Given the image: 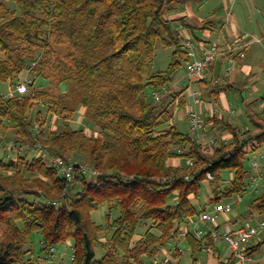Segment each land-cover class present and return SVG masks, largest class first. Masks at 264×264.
Segmentation results:
<instances>
[{
	"label": "trees",
	"instance_id": "obj_1",
	"mask_svg": "<svg viewBox=\"0 0 264 264\" xmlns=\"http://www.w3.org/2000/svg\"><path fill=\"white\" fill-rule=\"evenodd\" d=\"M174 4L175 0H0V84L11 81L15 87L28 73L33 76L28 88L35 87L14 96L0 93V132L11 131L13 137H0L7 158H0V264H34L31 236L36 232L48 259L56 255L58 244L72 240L73 264H155V259L166 257L168 264H184L185 250L178 243L179 259L169 257L165 249L176 238L186 242L193 255L205 245L211 251L222 250L223 242H216L211 232L197 235L198 229L208 230L200 215L228 204L221 202L224 198L239 195L238 203L242 201L252 183L247 178L253 175L244 162L248 153L264 147V131L242 139L241 129L220 111L210 119L231 137L217 131L207 141L205 132L198 139L175 125L173 107L184 90L171 92L170 82L192 56L176 28V21L183 19L168 17ZM53 44L68 45L67 59H58L56 65L61 96L42 89L44 80L51 83L53 77L46 73ZM159 45L173 48L171 62L165 70L152 72ZM39 78L43 81L38 83ZM214 82L216 96L224 84L220 78ZM42 104L48 113L63 115L61 129L46 128L43 112L35 113ZM183 104L182 99L179 105ZM79 112L93 134L86 125H74ZM254 122L257 127L258 118ZM12 141L15 150L9 149ZM55 157L75 165L72 181ZM177 159L182 163H174ZM226 170L233 172L228 183L223 178ZM208 181L213 193L198 209L195 201ZM104 204L109 209L107 223L99 224L92 212ZM114 210L119 211L115 218ZM255 210L264 213V191L249 203L248 213ZM232 211L233 204L210 227L228 231L223 226L238 221L230 216ZM222 214L224 221L219 223ZM140 226L145 228L142 232ZM263 243L251 242L245 253L254 255ZM98 244L104 250L100 258ZM208 255L217 264L235 263L220 261L213 252ZM206 259L194 256L193 264H207Z\"/></svg>",
	"mask_w": 264,
	"mask_h": 264
},
{
	"label": "rangeland",
	"instance_id": "obj_2",
	"mask_svg": "<svg viewBox=\"0 0 264 264\" xmlns=\"http://www.w3.org/2000/svg\"><path fill=\"white\" fill-rule=\"evenodd\" d=\"M205 2V6L199 10V13L204 16H210L211 12V19L215 20L216 26L213 28L215 32V37L220 35H225L224 30L222 27H225V31H227V35L229 39H236V33L233 32V27L231 25L229 14L231 12H235L239 19V32L241 33V37H243L244 43H251L248 50L242 53V59L237 60L236 63L230 62L228 59H222L219 56L216 64V71H208L207 75L209 79L220 78L221 83L227 84L228 80L231 76L236 78V84H233V87L226 89V93L228 99L231 102V109L236 111L234 115H227L226 120H228L234 127H239L241 129V136L246 137L248 135H252L253 137L264 131V0H237V6L235 9L228 11L222 5V0H203ZM230 4L232 7V1L230 0ZM198 12V9H196ZM3 13L0 12V24L3 22ZM54 51L50 55L51 56V64L47 66L46 73L47 75H52L51 83L49 81L44 80V85L42 89L50 90L57 95H62V90L59 88V79L57 78L58 75L60 76L59 70L56 69V65L59 63L58 59H67L66 54L68 53V45H59L53 44ZM173 48L172 47H165L163 45H159L157 48L156 57L151 67V71H158V70H165L170 62H171V54ZM247 64L250 65L253 69V74L249 77L246 76L244 73L240 72V64ZM233 67L230 72H227L228 67ZM33 76L28 73H24L20 76V81L26 82L28 79H31ZM43 79L39 78L37 82H42ZM170 91L174 92L173 86H178L182 88L185 92L184 96V104L178 105L174 109V118L173 122L177 127L184 131H190V122L187 119V111L189 104L191 103V99L189 96V91L192 89L200 91L199 84L196 82H191L188 73H187V63L185 61L182 62L180 68L174 74L172 81L170 82ZM11 88H15L11 81L4 82L0 84V93L3 95H8L11 91ZM35 87L28 88V92H32ZM66 89V84L62 86V89ZM148 93L151 92L149 87L147 88ZM169 91V90H168ZM176 91V90H175ZM201 92V91H200ZM178 97V96H177ZM205 98V96L203 97ZM72 99V98H71ZM181 100V98H180ZM72 101V100H71ZM73 106L77 107L79 103L77 102V97H73ZM214 103V102H213ZM218 108V104L214 103ZM46 105V104H44ZM43 104L38 106L35 113L38 111L43 112V117H46V128H55L61 129V121H63V115L60 113L52 112L48 113L47 108ZM177 105V104H176ZM81 109V108H80ZM230 114V113H229ZM74 125L78 128H81L86 125V122L83 117V113H77ZM229 116V118H228ZM254 118H258V125L257 127ZM45 120L42 118L41 122ZM86 127V131L89 134H93V130L89 127ZM252 130L248 133L244 134L246 130ZM220 133L224 132V128H220ZM203 133V132H201ZM214 135L216 133L213 132ZM6 135L9 139L13 140L11 136V131L7 132ZM4 135V136H6ZM206 140L209 141L213 138V134H208ZM6 146V144H5ZM9 146V145H8ZM209 149V152L214 151L212 147L206 145ZM252 146H249V149ZM27 151V150H25ZM24 152V151H23ZM264 152V147L259 151H251L248 153L247 159L244 162V166L247 170L252 172V178H247V181L251 183L247 192L243 195L242 201L238 203V196L235 195L232 198H224L221 202L222 203H232L233 204V211L231 213V217H237L238 221L233 222L234 226H240L243 223L247 222H260L264 221V213L259 214L257 210L254 212L248 213L249 211V203L252 199L260 196L264 191V158L261 156V153ZM10 153V152H9ZM0 158H6L5 156V149L0 147ZM50 159V158H48ZM7 160V158H6ZM51 160V159H50ZM260 163V167L253 166L255 161ZM84 162H88L87 159H84ZM233 172L230 170H226L223 172V178L227 180V183L231 179ZM256 178V179H255ZM213 186L210 182L205 183V187L202 190V196L199 200L195 201L198 209H201L202 206L205 205V202H209L208 196H211L213 193L212 188ZM214 206L211 207V209ZM109 212V209L106 204L101 206L99 209L94 210L92 212V218L99 224L107 223V216L106 214ZM119 211H113V218L117 217ZM224 215L222 214L221 218L218 220L224 221ZM145 228L143 226L139 227V232H142ZM31 240L33 241V252L31 257L34 261V264H73V241H65L58 244L55 252V256L48 259V255L45 251L42 250L41 246V234L34 233L31 236ZM264 241V229L258 235V237L252 242V244H258L259 242ZM180 246L185 253L181 256V260L184 264H193V257L199 258V260H204L205 258L211 257L210 255L207 256V253L203 251L196 252V254H192L190 247L187 245L186 242L180 241L176 239H170L167 244L166 248L169 257L173 259H179L175 254V246ZM98 258H100L104 254V250L101 245L96 246ZM163 256V255H162ZM161 258V256L159 257ZM213 258V257H211ZM255 258L257 260L264 259V243L262 244L261 248L258 252L255 253ZM21 264V263H19Z\"/></svg>",
	"mask_w": 264,
	"mask_h": 264
},
{
	"label": "built area",
	"instance_id": "obj_3",
	"mask_svg": "<svg viewBox=\"0 0 264 264\" xmlns=\"http://www.w3.org/2000/svg\"><path fill=\"white\" fill-rule=\"evenodd\" d=\"M185 44L187 45L190 55L192 59L187 63V73L191 82L197 81L201 78L205 77V72L210 69V67L215 64L222 54V47L219 43H211L207 45L205 42H196L192 38H184ZM199 52L203 55L199 56ZM230 62H234L233 57H230ZM231 67L227 68L229 72ZM28 81L19 83L15 86V88H11L8 96H14L16 94L25 93L28 91ZM189 96L191 99V103L189 104L188 110V121L190 122V133L192 136L197 137L198 139L202 138L203 133L206 129L205 120H204V110L207 109L209 111L210 116L215 115L219 112L217 108L212 106L209 102L205 101L201 97V92L198 90H194L191 88L189 91ZM154 98L159 99L160 93L155 92ZM180 99L176 101L177 106L179 105ZM229 112L234 115L236 114L235 110L229 109ZM0 137L3 138L4 135L0 132ZM9 149L15 150V143L12 141L9 143ZM264 158V155L261 154ZM55 161L63 166V174L69 181H72L75 178V165L69 164L66 165V161L61 157H55ZM188 163L191 164V161L188 160ZM260 163L256 160L253 166H259ZM83 170H85L84 166H81ZM209 178H213L211 174H209ZM232 209V203L228 204H217L215 206L214 211L205 212L200 215V220L206 222V226L208 227L205 230L204 228L197 230L198 236H203L209 232H211L213 239L218 242H223V248L221 251H211V248L208 246L203 247V252H213L216 257L220 258V261H227L229 255H235L243 259H249L250 256L245 253V249L248 244L253 242L258 235L264 229V221H260L257 224H248V225H240L234 231H221L219 229L211 228L210 223L215 222L219 216V213L229 212ZM155 264H168L170 262V258L166 257L164 260L155 259ZM198 264H204L203 262H199Z\"/></svg>",
	"mask_w": 264,
	"mask_h": 264
},
{
	"label": "crops",
	"instance_id": "obj_4",
	"mask_svg": "<svg viewBox=\"0 0 264 264\" xmlns=\"http://www.w3.org/2000/svg\"><path fill=\"white\" fill-rule=\"evenodd\" d=\"M232 1V7L230 4V0H222V5L227 9L228 11H231L232 9H235L237 6V0H231ZM205 6V2L203 0H175L174 4V9L168 14V17L173 20H179L183 19L182 21H176V28L179 31L180 35L183 38H192L195 41H200L204 40V42L209 45L211 43H219L222 47V54L220 55L222 59H230V57H233L235 63L237 60L242 59V53L246 52L250 46V42L244 43L243 37H241V33L239 32L240 27H239V19L236 13L233 11L229 14L231 25L233 27V32L236 33V39L232 38L229 39L228 36H226L227 31H225V27H222V29L225 32V35H220L218 37H215V32L213 28H215L216 23L215 20L211 19V12L210 16H204L199 13V10H201ZM198 9V12L197 10ZM190 25L187 26L186 25ZM206 25V29L201 28L203 25ZM194 30V31H193ZM235 57V58H234ZM216 63L214 64L213 71L215 72L216 69ZM218 66V65H217ZM240 72L244 73L246 76H251L253 74V69L250 65L247 64H240ZM216 79V78H215ZM215 79H209L208 75L206 74L205 76V81H198L197 83L199 84L200 91L203 95L205 96V101L209 102L214 106L215 108L216 105L214 103L218 104L217 110L220 112L225 113V115H229V109H231V102L228 99L226 89L230 88L231 86L233 87V84H236V78L231 76L230 79L228 80L227 84H224L223 90L217 94L216 96L212 94L214 90V80ZM196 82V81H194ZM174 89L172 90H183L182 88L178 86H173ZM185 92H183L181 95L177 97L179 100L181 98L184 99ZM217 99V102L214 101ZM181 100L179 102H181ZM177 101V100H176ZM214 102V103H213ZM264 104V103H263ZM180 106V105H179ZM174 107L176 109L177 105L174 104ZM189 110V107H188ZM219 112V113H220ZM188 113V111H187ZM204 120H205V125H206V131L205 135L208 134H213V132L221 131L220 128L223 126H217L214 127V121H211L210 119V114L207 109L204 110ZM220 118V115H219ZM229 118V116H228ZM188 119V116H187ZM226 119V118H225ZM226 137H231V133L228 131H224L223 134ZM176 164H181L182 161L181 159H177L174 161ZM225 230L232 231L236 229L237 227L233 225V223L227 224V226H223ZM233 259L235 261L234 264H253L256 263L257 261H263L264 259L257 260L255 258V254L250 256L249 259H246L245 261L239 257H236L235 255H229L228 261ZM207 264H217V260L215 258L207 257L206 259Z\"/></svg>",
	"mask_w": 264,
	"mask_h": 264
}]
</instances>
